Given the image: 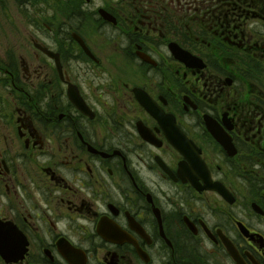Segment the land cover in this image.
I'll list each match as a JSON object with an SVG mask.
<instances>
[{"label":"flooded vegetation","instance_id":"flooded-vegetation-1","mask_svg":"<svg viewBox=\"0 0 264 264\" xmlns=\"http://www.w3.org/2000/svg\"><path fill=\"white\" fill-rule=\"evenodd\" d=\"M5 8L0 264H264V0Z\"/></svg>","mask_w":264,"mask_h":264},{"label":"rangeland","instance_id":"rangeland-1","mask_svg":"<svg viewBox=\"0 0 264 264\" xmlns=\"http://www.w3.org/2000/svg\"><path fill=\"white\" fill-rule=\"evenodd\" d=\"M8 15H9V12H8V9L7 8L0 10V23L3 22ZM24 15H26V17H27V16H30L31 14L25 12ZM33 19L35 21H37L36 18H33ZM23 24L25 25L26 28H28V24L27 23H23Z\"/></svg>","mask_w":264,"mask_h":264},{"label":"water","instance_id":"water-1","mask_svg":"<svg viewBox=\"0 0 264 264\" xmlns=\"http://www.w3.org/2000/svg\"><path fill=\"white\" fill-rule=\"evenodd\" d=\"M216 138L218 139L219 137L217 136ZM177 140H181V142H180V141L176 142V143H175L176 147H192V146L189 144V142H187V141L184 139L183 136H179V137L177 138Z\"/></svg>","mask_w":264,"mask_h":264}]
</instances>
